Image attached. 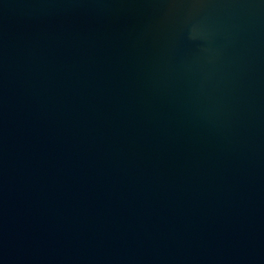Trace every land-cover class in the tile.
Masks as SVG:
<instances>
[{"label": "water", "instance_id": "water-1", "mask_svg": "<svg viewBox=\"0 0 264 264\" xmlns=\"http://www.w3.org/2000/svg\"><path fill=\"white\" fill-rule=\"evenodd\" d=\"M0 264H264V0H0Z\"/></svg>", "mask_w": 264, "mask_h": 264}]
</instances>
